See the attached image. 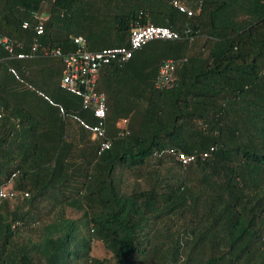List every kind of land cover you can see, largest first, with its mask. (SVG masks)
<instances>
[{
  "label": "trees",
  "instance_id": "obj_1",
  "mask_svg": "<svg viewBox=\"0 0 264 264\" xmlns=\"http://www.w3.org/2000/svg\"><path fill=\"white\" fill-rule=\"evenodd\" d=\"M173 1L0 0V36L23 41L26 51L45 15L42 44L63 53L74 51L71 36L85 37L93 52L128 47L137 25L192 37L153 41L128 64L103 68L107 95L99 82L97 90L114 143L101 156L93 144L77 153L68 122L8 72L52 85L56 69L41 67L58 60L62 78L61 60L9 61L0 49V187L13 177L16 191L30 194L14 210L10 201L0 206V264H264V0H184L201 7L192 17ZM172 59L175 82L157 91V74ZM60 81L46 93L81 111ZM120 120L129 122L123 137ZM211 147V158L178 164L179 181L131 193L117 186L118 171L135 172L156 151ZM95 242L106 257L93 255Z\"/></svg>",
  "mask_w": 264,
  "mask_h": 264
},
{
  "label": "built area",
  "instance_id": "obj_2",
  "mask_svg": "<svg viewBox=\"0 0 264 264\" xmlns=\"http://www.w3.org/2000/svg\"><path fill=\"white\" fill-rule=\"evenodd\" d=\"M173 6L189 17L201 11V7L196 11L190 8L184 0H174ZM48 19L49 16L47 15L37 17L36 37L27 51L25 50V43L23 41L11 39L6 36H0V49L6 53V58L9 61H23L37 57L60 59L64 67L60 88L80 100L81 111L68 110L63 104L57 102L54 97L52 98L45 91L37 88L33 83L23 78L17 68L11 66L8 72L36 97L55 109L65 122H72L89 133L92 140L97 144L98 155L101 156L110 151L114 143L108 136L107 98L97 90L101 70L111 64L120 66L128 64L134 56L133 54L153 41L163 40L172 42L184 38L191 39V30H186L182 34L169 27L155 26L153 24L137 25L131 30L130 44L128 47L105 49L97 52L89 49V44L85 37L71 36L74 51L71 53H63L60 49H52L42 44L45 23ZM29 27L30 25L27 22L23 25L24 29H28ZM178 64L177 60L172 59L166 61L161 66L154 83V88L157 91H162L173 86ZM82 113L91 114L94 123L89 122ZM128 125V120H123L119 124V137L129 134ZM215 151L216 147H211L208 151L187 154L175 149H166L156 151L153 157L156 159L171 157L174 158L177 164L186 168L199 159L206 160L211 158ZM14 185V178L12 177L7 184L0 187V206L4 201L16 200L19 195H22L24 198L30 197L28 192L20 193L16 191Z\"/></svg>",
  "mask_w": 264,
  "mask_h": 264
},
{
  "label": "rangeland",
  "instance_id": "obj_3",
  "mask_svg": "<svg viewBox=\"0 0 264 264\" xmlns=\"http://www.w3.org/2000/svg\"><path fill=\"white\" fill-rule=\"evenodd\" d=\"M59 63L60 62L58 60H55V65L53 67H41L45 71L54 69L55 72L56 69V73L59 75V78L57 77L58 80L56 79L52 84L53 88L58 85L57 81H60L61 78V73L58 71ZM70 123H68L67 126H69ZM71 125H73L76 129H79L76 124L72 123ZM158 166L160 167L156 169ZM151 169H156L152 175H150ZM182 173L181 168L178 166L176 161H174V158L169 157L160 161V159L152 157L148 160V164L146 166L135 169V172L118 171L114 176L120 192L131 193L137 190L150 189L152 186L160 185L164 182L179 181L181 176H183ZM18 203L19 199L10 201L9 204L11 210L17 208L19 205ZM67 215L72 219H81L83 217L82 212L79 213L72 210H67ZM93 255L100 258L106 257L107 253L102 243L95 242Z\"/></svg>",
  "mask_w": 264,
  "mask_h": 264
},
{
  "label": "crops",
  "instance_id": "obj_4",
  "mask_svg": "<svg viewBox=\"0 0 264 264\" xmlns=\"http://www.w3.org/2000/svg\"><path fill=\"white\" fill-rule=\"evenodd\" d=\"M104 69L101 70V72H100L99 84L101 86V89L104 90V94H106L105 87L107 88V83L103 80V75L106 74V72H104ZM36 82H37V84H38L39 87L41 86L44 89V91L45 90L48 91V89H51V87H52V85L50 84V82L49 81H46L45 79L44 80L43 79H40L39 81H36ZM43 89H41V90H43ZM114 99L116 100V99H118V97L117 96L111 97L110 98V101H113ZM43 103L46 104L45 102H43ZM46 105L50 108V106L48 104H46ZM121 122L122 121L120 120L119 123H121ZM68 123H70V122H68ZM68 123H66V134H67L66 137H67V139L69 141H71V142L73 141V143L76 145V147H77V153L78 152H84V151H86L87 150V146H89L91 144L95 145V148H96V144H95V142L92 141V138H91L90 134H88L86 132L85 133L82 132L81 131L82 129L81 130L78 129V128L76 129L73 125H71L72 123H70V125L67 126ZM159 167L160 166H158L156 169H158ZM151 171H152V169H151Z\"/></svg>",
  "mask_w": 264,
  "mask_h": 264
},
{
  "label": "clouds",
  "instance_id": "obj_5",
  "mask_svg": "<svg viewBox=\"0 0 264 264\" xmlns=\"http://www.w3.org/2000/svg\"><path fill=\"white\" fill-rule=\"evenodd\" d=\"M32 83V82H31ZM79 127V126H78ZM80 128V127H79ZM81 129V128H80ZM84 131V130H83ZM85 132V131H84ZM87 133V132H86ZM89 134V133H88ZM93 141V140H92ZM93 142H95V141H93ZM96 144V143H95ZM96 148H97V144H96ZM98 153V152H97ZM23 193V192H22Z\"/></svg>",
  "mask_w": 264,
  "mask_h": 264
}]
</instances>
